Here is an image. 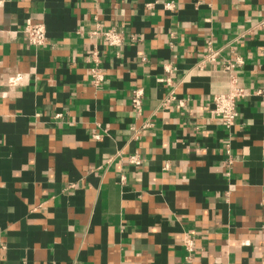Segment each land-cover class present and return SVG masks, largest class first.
Listing matches in <instances>:
<instances>
[{
  "label": "crops",
  "instance_id": "obj_1",
  "mask_svg": "<svg viewBox=\"0 0 264 264\" xmlns=\"http://www.w3.org/2000/svg\"><path fill=\"white\" fill-rule=\"evenodd\" d=\"M262 19L264 0H0V264H264ZM237 88L229 129L212 98Z\"/></svg>",
  "mask_w": 264,
  "mask_h": 264
},
{
  "label": "built area",
  "instance_id": "obj_2",
  "mask_svg": "<svg viewBox=\"0 0 264 264\" xmlns=\"http://www.w3.org/2000/svg\"><path fill=\"white\" fill-rule=\"evenodd\" d=\"M258 29L264 31V19H262L258 25ZM29 42L34 46H42L47 42L46 28L43 24L39 23H30L27 25L25 29ZM104 40L110 45L119 47L124 41L123 33L116 29H107L101 32ZM218 57V53L213 52L208 55V60H214ZM207 61V60H206ZM234 63H228L226 67L228 69H232L234 67ZM94 82L95 84H100L104 79L101 73L95 72L94 74ZM246 91L243 88H237L235 90L230 91L229 93H221L216 94L212 98V109L211 112L215 115L222 124L227 128H232L237 119L238 111L237 104L238 101L245 97ZM143 97L144 92L142 89H135L131 95V104L133 110L136 113H140L143 109ZM164 106L169 104V100L164 101ZM130 161L136 165H141L142 160L138 155H134L130 158Z\"/></svg>",
  "mask_w": 264,
  "mask_h": 264
}]
</instances>
